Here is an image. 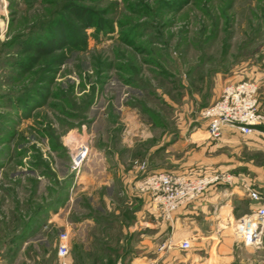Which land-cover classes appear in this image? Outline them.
Returning <instances> with one entry per match:
<instances>
[{
  "label": "rangeland",
  "instance_id": "obj_1",
  "mask_svg": "<svg viewBox=\"0 0 264 264\" xmlns=\"http://www.w3.org/2000/svg\"><path fill=\"white\" fill-rule=\"evenodd\" d=\"M263 18L264 0H0V264H67L69 252L74 264H116L123 254L124 264L140 255L144 264H264V228L252 247L234 232L248 213L245 195L225 200L218 186L215 206L189 203L166 220L138 187L146 175L191 173L205 159L208 171H221V155L247 159L243 141L232 150L205 135L203 111L242 80L257 83L259 101ZM89 163L105 164L110 196ZM235 170L243 191L263 176ZM61 198L67 219L106 227L93 255L68 247L58 257Z\"/></svg>",
  "mask_w": 264,
  "mask_h": 264
},
{
  "label": "built area",
  "instance_id": "obj_2",
  "mask_svg": "<svg viewBox=\"0 0 264 264\" xmlns=\"http://www.w3.org/2000/svg\"><path fill=\"white\" fill-rule=\"evenodd\" d=\"M222 93L217 102L203 111L206 134L210 140L218 141L226 127L242 135H251L264 128V114L258 107L256 82L242 80L229 84L224 87ZM77 151L72 159V169L79 172L86 148L80 146ZM79 161L81 162L78 163ZM239 177L228 171H208L204 168L183 174L155 172L143 177L138 182V187L152 199L158 216L168 220L179 208L189 203L193 204L211 189L218 186H233L236 180L242 183L244 179L241 180ZM244 188L248 201L252 203V209L235 224L234 232L243 247H252L258 243L264 228V192L251 184H244ZM180 246L181 249L187 250L190 243L183 241ZM67 254V234L62 233L59 237L57 255L64 258Z\"/></svg>",
  "mask_w": 264,
  "mask_h": 264
},
{
  "label": "crops",
  "instance_id": "obj_3",
  "mask_svg": "<svg viewBox=\"0 0 264 264\" xmlns=\"http://www.w3.org/2000/svg\"><path fill=\"white\" fill-rule=\"evenodd\" d=\"M264 20V18H263ZM262 26H263V21H262ZM264 29V27H263ZM260 93V97H259V105L262 107V110L264 109V88H262V90H259ZM206 128V125L204 126ZM205 135L206 134V130H205ZM244 142L243 144L245 145V147L247 148V159H243L241 162L236 161L235 158H230L228 155H221L220 156V170L222 172H230V173H236L239 174L238 172H236L238 164L239 165H243L246 167L247 170L251 171V173L257 175H263L262 179H258L257 177V182L254 183L256 186H254L257 189H260L261 191L264 192V167H259L260 165H257L255 162V157H256V152L260 151L262 153H264V128L256 131L255 133L251 134V135H242L239 134L236 130L231 129L226 127L223 130V133L221 135V137L219 138L218 141L219 142V147H230L232 148V150L234 149L235 145H239L240 142ZM203 163H191V168H205L207 166H211L213 161L210 160H204L202 161ZM218 163V162H217ZM188 167V168H190ZM90 170V171H89ZM105 170V164L104 163H89L88 167L86 168V173L89 172L90 175L92 177H96L98 179L103 178L104 175V171ZM259 170V171H258ZM185 171V170H183ZM178 172H182V171H178ZM80 173V171L78 172V174ZM87 173V174H89ZM107 176V175H106ZM85 180H91L93 183H95L97 181V186H103L104 189H106L107 191V195L110 196L109 192L111 190V188L109 187L110 185V181L109 178H104V180H97L94 181L93 178L90 179L89 176H87L85 174V176L83 177ZM222 189V195H224V197L226 198L225 200L231 198L232 196H234L235 199L240 200L244 195L246 198V201L248 202V211L249 212L252 209V203L250 201H248L245 191H243L242 188H240L239 185H231V186H227V187H222L220 188ZM220 193H216L214 190H210V192L206 193L205 196L203 197V199H199L198 201L194 202L192 205L193 207L191 209H203L205 210L207 208V206H215V202L217 200H219V196ZM91 200L94 199V197L90 198ZM105 199V196L103 197L102 200ZM110 198H108L109 201ZM68 199H63L61 198L60 201H58V203H56L53 207L57 208V210H60V220H61V224L63 225L61 228L62 232H66L67 234V243H68V247H73V248H77L78 249V253L81 254V256H89L88 254H92L93 255V249L96 247L95 244H97L96 240H97V236H99V234L97 235V233L99 231H106V227L103 225H99V224H95L92 222H72L71 220L67 219L65 216L68 215ZM227 210H224L223 212V217L224 220L227 218V224L230 222V219L232 217V209L230 207V205H227V207L225 208ZM182 210L178 211L176 213V218L175 220L177 222H179L181 220V217H183L184 213L181 212ZM196 212V211H194ZM194 212L191 211V214H193ZM183 219V218H182ZM205 219H208L207 217ZM218 221V220H217ZM217 223V222H216ZM222 222H219L218 226H220L219 229L224 228L221 224ZM193 224L192 222V218H191V225ZM109 227V226H107ZM142 227V226H141ZM141 227L139 226L140 230ZM28 229H26V233L27 234H31V232H33L32 229L33 227L28 226ZM129 230H131V225L128 226ZM138 229V226H135V230ZM139 230V231H140ZM126 231V227L123 226V232L125 233ZM120 233V232H118ZM131 235V231H128V236L129 237ZM221 236V235H220ZM69 237V240H68ZM105 240H107V237H103ZM103 239V240H104ZM120 241L118 240V245ZM222 241H220L221 243ZM217 244V241H215L214 239L212 241H208V244H205L209 247V249L211 250L212 247H214ZM21 249V247H20ZM74 253H70L69 255L66 257L65 262L67 264H74V260H73V255ZM124 255V254H123ZM122 255V257L124 258L123 260H121V257H119L116 261V264H124L126 261H128V257L130 254H125L124 256ZM19 259V257H17L15 259V261H17ZM80 260V259H79ZM126 260V261H125ZM77 261V260H76ZM81 261V260H80ZM79 261V262H80ZM144 257L143 255H140V258L134 259V260H130L129 264H144ZM83 263V261H81ZM78 263V262H76ZM13 264V263H12ZM191 264H193V262H191ZM207 264V263H206ZM209 264V263H208Z\"/></svg>",
  "mask_w": 264,
  "mask_h": 264
},
{
  "label": "bare ground",
  "instance_id": "obj_4",
  "mask_svg": "<svg viewBox=\"0 0 264 264\" xmlns=\"http://www.w3.org/2000/svg\"><path fill=\"white\" fill-rule=\"evenodd\" d=\"M82 161V160H81ZM81 161H79L78 163H80ZM82 163V162H81ZM233 225H234V223H233Z\"/></svg>",
  "mask_w": 264,
  "mask_h": 264
},
{
  "label": "trees",
  "instance_id": "obj_5",
  "mask_svg": "<svg viewBox=\"0 0 264 264\" xmlns=\"http://www.w3.org/2000/svg\"><path fill=\"white\" fill-rule=\"evenodd\" d=\"M260 190V189H259ZM261 191V190H260ZM263 192V191H262Z\"/></svg>",
  "mask_w": 264,
  "mask_h": 264
}]
</instances>
